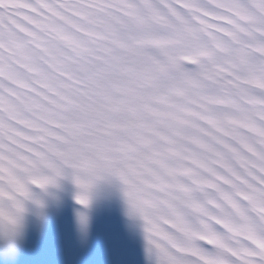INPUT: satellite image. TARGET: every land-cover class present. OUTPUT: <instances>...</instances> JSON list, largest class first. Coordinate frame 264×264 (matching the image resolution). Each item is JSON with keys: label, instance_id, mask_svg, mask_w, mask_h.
<instances>
[{"label": "snow or ice", "instance_id": "obj_1", "mask_svg": "<svg viewBox=\"0 0 264 264\" xmlns=\"http://www.w3.org/2000/svg\"><path fill=\"white\" fill-rule=\"evenodd\" d=\"M69 170L156 264H264V0H0V228Z\"/></svg>", "mask_w": 264, "mask_h": 264}, {"label": "clouds", "instance_id": "obj_2", "mask_svg": "<svg viewBox=\"0 0 264 264\" xmlns=\"http://www.w3.org/2000/svg\"><path fill=\"white\" fill-rule=\"evenodd\" d=\"M76 186V185H75ZM47 189H41L42 192H47ZM33 200H39L36 194H34ZM41 202V201H40ZM77 202V201H76ZM78 203V202H77ZM91 203V201H90ZM37 204V203H36ZM40 205V204H38ZM42 215V214H41ZM24 217V215H23ZM20 220L19 226L15 229H12L11 227L5 229L0 228V241L3 242V245L9 249H15L18 247L22 236H23V230H24V219ZM89 227L88 219L83 214L77 215V228L82 234H87Z\"/></svg>", "mask_w": 264, "mask_h": 264}]
</instances>
